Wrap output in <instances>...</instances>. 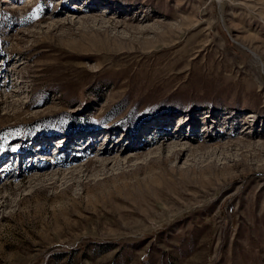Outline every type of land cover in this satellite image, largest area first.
<instances>
[{"label": "rangeland", "instance_id": "1", "mask_svg": "<svg viewBox=\"0 0 264 264\" xmlns=\"http://www.w3.org/2000/svg\"><path fill=\"white\" fill-rule=\"evenodd\" d=\"M263 150L264 0H0V264H264Z\"/></svg>", "mask_w": 264, "mask_h": 264}, {"label": "bare ground", "instance_id": "2", "mask_svg": "<svg viewBox=\"0 0 264 264\" xmlns=\"http://www.w3.org/2000/svg\"><path fill=\"white\" fill-rule=\"evenodd\" d=\"M169 123L170 122H165L164 124L167 127V125H169ZM178 133L179 132H176L174 134H171L170 136L166 135V133L165 134H163V133L162 134H159L155 138L156 139L155 145L152 148L153 150L151 149L152 151H150V152H158L159 153L158 159L163 160L164 162H168V161H171L173 159L180 160L183 157L186 149H188V148L183 143H180V142H178L176 140L170 141L171 138H176L175 136H177ZM177 139H180V138H177ZM207 140H202V141L203 142H207ZM64 141L67 142V138H65ZM150 141L151 140H149V142H147L145 144V146H144L145 149L148 148V146H151L152 145V143ZM234 144L235 143L230 144L229 142H227L225 144L218 145V147H220V148H228V147H230L229 145H234ZM201 145H204V144L201 143ZM48 146L49 145H47L45 148H47ZM122 146H123V144H120L119 147H118V149H120V151L123 153L126 150ZM218 147H216V149ZM207 148L208 147H206L204 149H207ZM216 149H212V150L216 151ZM208 150H205V151L202 152V154H203L202 157L204 156L205 158H207V157H210L212 153H214L213 151H210V150L208 151ZM110 153H111V151L108 148H106V146L105 147L102 146V148H100L99 151H98V154H97L98 156L97 155H94L89 160V162H87L84 165H80V166L73 167V169H71L67 173V175H70L69 178L70 177H71V179L73 178V180H72L73 183H75L76 178L77 177L79 178V176L86 177V179L89 180L90 179L89 174H90V172H92V169H89V167L94 164L93 169L94 170L97 169V170L100 171L101 178H99V180H98L99 182L98 183H101V179H103V181H104V179L108 178V174L110 173L109 171L113 170L112 169V167H113L112 166V163L114 162V159L112 160L111 157H109V158L99 157V155H104V154L108 155ZM262 156H264V150L263 151H260V153L258 155V157H262ZM129 159H131V157ZM129 159H128V161H129ZM57 161L58 160L55 159L53 161V163H56ZM65 163H68L69 164L68 161L60 162V164H65ZM44 167H47V166H44ZM63 172L64 171H62V170H58L56 172L49 173V176L51 178L53 176H55V177L56 176H59L60 174H64L65 175V173H63ZM75 172H77V174H75ZM54 182H55V180H53V182H48V183L49 184H53ZM46 185H47V183H46Z\"/></svg>", "mask_w": 264, "mask_h": 264}]
</instances>
